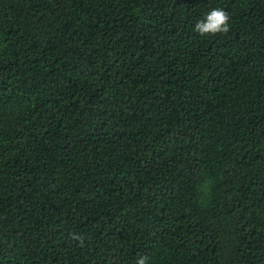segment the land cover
Here are the masks:
<instances>
[{"label":"trees","instance_id":"obj_1","mask_svg":"<svg viewBox=\"0 0 264 264\" xmlns=\"http://www.w3.org/2000/svg\"><path fill=\"white\" fill-rule=\"evenodd\" d=\"M141 256L264 264V0H0V264Z\"/></svg>","mask_w":264,"mask_h":264},{"label":"clouds","instance_id":"obj_2","mask_svg":"<svg viewBox=\"0 0 264 264\" xmlns=\"http://www.w3.org/2000/svg\"><path fill=\"white\" fill-rule=\"evenodd\" d=\"M230 16L223 8H213L206 15L199 19L194 27V31L201 36L205 35H216L226 34L230 31ZM74 240H80L81 245L83 244V237L79 234L72 236ZM148 257L141 256L136 260V264H147Z\"/></svg>","mask_w":264,"mask_h":264}]
</instances>
